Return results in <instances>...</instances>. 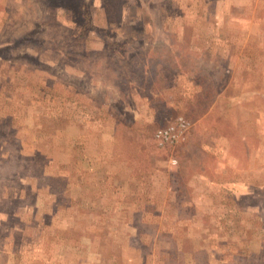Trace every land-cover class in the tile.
Here are the masks:
<instances>
[{
    "label": "rangeland",
    "instance_id": "rangeland-1",
    "mask_svg": "<svg viewBox=\"0 0 264 264\" xmlns=\"http://www.w3.org/2000/svg\"><path fill=\"white\" fill-rule=\"evenodd\" d=\"M0 264H264V0H0Z\"/></svg>",
    "mask_w": 264,
    "mask_h": 264
},
{
    "label": "built area",
    "instance_id": "built-area-1",
    "mask_svg": "<svg viewBox=\"0 0 264 264\" xmlns=\"http://www.w3.org/2000/svg\"><path fill=\"white\" fill-rule=\"evenodd\" d=\"M188 127L189 124L183 118H178L174 125L158 130L154 135L155 140L160 146L173 143L188 130Z\"/></svg>",
    "mask_w": 264,
    "mask_h": 264
}]
</instances>
